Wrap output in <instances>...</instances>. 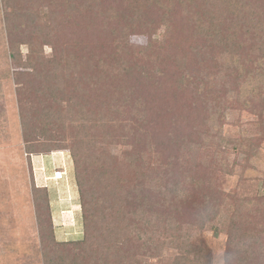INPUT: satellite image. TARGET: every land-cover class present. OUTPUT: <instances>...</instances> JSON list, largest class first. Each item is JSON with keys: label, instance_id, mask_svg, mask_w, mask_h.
I'll list each match as a JSON object with an SVG mask.
<instances>
[{"label": "rangeland", "instance_id": "374dc122", "mask_svg": "<svg viewBox=\"0 0 264 264\" xmlns=\"http://www.w3.org/2000/svg\"><path fill=\"white\" fill-rule=\"evenodd\" d=\"M103 2L109 4V0H0V264H78L82 254L72 246L41 241L34 187L48 190L59 240H77L83 227L70 151H54L51 156L26 152L18 99L26 94V107L43 98L47 107L60 108L58 119L70 106L76 122L65 123L69 140L84 143V132L78 130L81 124L104 140L95 144L94 155L85 154L80 161L82 171L92 176V194L106 197L108 178L99 172H103L102 160L114 157L120 163L110 172L109 198L114 193L120 203L132 195L151 204L144 210L150 224L140 225L138 232L130 227L132 232L110 243L103 240L109 231L102 227L105 219H100L96 234L104 242L86 250L84 264H190L193 260L228 264L231 234L237 236V246L229 264H244L249 245L248 251L261 256L259 264H264L263 98L246 106L244 93L239 92L243 81L229 68L220 47L207 51L201 45L207 38L191 27H179L173 43L165 44V26L150 27L147 22L157 17L155 7L132 25L115 21L121 23L115 28L123 26L121 37L129 50L123 64L111 63L114 54L112 59L104 55L112 52L108 31L101 29L93 44L82 43L86 15L93 19L95 11H102L95 3L103 6ZM256 9L264 16L263 7ZM12 10L36 19L33 28L24 20L33 39L23 41L19 49L23 63L32 43L35 52H42H37L41 60L35 69L11 62L5 17ZM39 13L48 17L53 30L37 21ZM105 22L106 18L100 21L102 26ZM52 47L58 54L50 64ZM98 47L102 53H97ZM102 55L99 65L104 70L98 73L96 64ZM48 86L54 93L40 97ZM214 125L219 130L208 142L197 137H205ZM136 147L142 155L131 162L127 154ZM60 172L64 174L57 180ZM138 204L131 205L138 209ZM206 209H212L211 216ZM43 220L47 228L48 220L45 216Z\"/></svg>", "mask_w": 264, "mask_h": 264}, {"label": "trees", "instance_id": "16d2710c", "mask_svg": "<svg viewBox=\"0 0 264 264\" xmlns=\"http://www.w3.org/2000/svg\"><path fill=\"white\" fill-rule=\"evenodd\" d=\"M259 2L260 0H109V4L103 2V6L99 3H95V8H102V11L99 13L95 11L93 19L86 15V18L88 19L84 21L86 37L82 43L88 45L89 42H92L93 44L94 41L96 42L99 38L101 29L104 32L108 31L109 37L106 41L109 42L110 40V43H112L110 44V50L112 49V52L110 55H104L105 57L107 56V58L112 59V54H114L115 58L112 59L111 63L123 64V58L127 54L124 52L129 50V46L124 38L121 37L123 26L121 29L118 27L115 28V23L121 24L115 21L122 19L125 24L130 22L132 25L135 21H139L152 7H155L159 9L154 13L157 17H151L147 22L150 23V27L154 24H163L165 26V44L169 42L173 43L177 35L176 31L183 25L191 27L193 31L197 32L200 36L206 37L207 42L201 45L206 47L208 49L207 51L217 50V48L220 47L218 51L222 53L224 59L229 60V68L234 70L243 81L239 92L244 93L246 106L247 104L248 106H252L253 104L255 105L256 103L261 102L262 98L264 101V16L262 15V11L259 10L258 12L256 9L260 6L264 8V0L260 3ZM15 4L16 3L13 2L14 8H16ZM45 17L46 16H44L43 13L41 15L39 13L37 21L44 23L43 28L46 26L53 30L48 23V17H46V19ZM104 18H106V22L104 26H102L100 21ZM25 19L27 23H31L32 26H30V28H33L34 24L36 27L37 23L34 16H29L16 10H12L10 14H6L5 23L10 51L9 55L11 62L15 66L35 69L36 63H40L41 57H39V54L42 52L38 50L37 52H40L38 54L35 52L34 43L31 45L27 43L30 45V52L27 56L26 62L23 63L19 50L20 44H22L23 41L30 42L33 39L30 32L26 30ZM43 28L40 30L41 39L44 32ZM118 38L119 42L117 43ZM114 42L117 44H114ZM151 44L153 43L150 42V45ZM100 47H102V45H100ZM52 48L54 50V60H49L50 64L54 63L53 61L57 59L58 54L56 47ZM101 49L102 48L98 47L96 49L97 53H102ZM246 50H248L247 55L244 53ZM104 55L98 58L96 64L98 73L104 70V68L101 69L102 67L99 65L101 58H105ZM198 55L201 57V54L198 53ZM71 56L73 59H77L76 53L72 50ZM197 58L204 61V59ZM81 61L83 62V58ZM91 61L94 62L93 59H91ZM206 79L207 77H204L201 80L205 81ZM21 91L22 89H19L18 93L20 94ZM46 93H54L53 88L48 86V89H45L43 93H40V97H45ZM25 96H19L20 98L18 99L26 152L29 155L38 153L45 156H51L54 151H70L74 160V178L79 197L83 227V232L77 240L72 241L71 243L65 240H59L56 236V231L53 228L48 190L46 187H34L35 212L43 244L50 242L63 247L72 246L76 248V250L82 251V254H80L81 263L78 262L79 260L77 259L76 262L78 264H84L87 257L86 255H88L86 250L93 249V247L96 246L98 247L104 241L110 243V239L116 240V238H121L123 233L127 231L132 232L130 231V227L138 232L140 231V225L150 224L151 221L148 220V217H145L144 214V210L151 205L148 204V201L140 200L138 202L133 199L132 195H129L127 196L128 199L127 197L125 198L127 201L119 203L114 193L113 197L111 199L109 198L111 192L109 191L110 172L117 167L120 163V159L109 157L102 160L103 172H99V174L105 175L108 178L106 190L108 188L109 190L106 192V197H98L96 194H92V176L82 171L80 161L83 160V155L85 156V154L86 157L94 155L95 144L99 142L103 143L104 140L91 134V131H86L82 124L79 125L82 127L78 130L84 132V143L74 138L73 140H69L65 123L67 120L70 122H76L73 117L74 112L70 106L68 111H66L67 114H63L58 119L61 115L60 108L47 107L48 104H43L45 103L43 98L38 102L37 100L32 102L31 106L26 107V105H24ZM50 96L51 95L46 97ZM40 97L37 96L36 98L38 99ZM29 98H31V96ZM29 98H27V100ZM250 98L251 100L248 101ZM57 119L59 121H57ZM218 126L219 125H214L212 129L208 130V134H204L205 137L203 134H199L197 137L205 140V143L208 142L207 140L214 137L218 132ZM84 144H88L86 149H84ZM88 153L89 155H87ZM141 155L142 153L137 147L134 148L131 153L127 154L128 158L131 159V162L137 161L136 159ZM102 156L107 157V153ZM172 168L173 165L171 166L170 171L166 173L168 179L172 174ZM132 203H139L137 205L138 209H133L131 205ZM206 204H208V202H206ZM210 210L212 209H206V213L208 212L209 214ZM211 214H209V216H211ZM43 216L48 220L47 225L45 224L47 228L43 226ZM102 218L105 219L102 227L106 231H109V237L105 236L106 238H103L104 241L102 239L99 240L98 235L96 234L99 231L97 230L98 221ZM244 238L247 239L248 235L245 234ZM251 238L252 237L250 236L249 239ZM149 240L151 241V238H149ZM236 240L237 236L233 237L231 234L230 246L227 252L228 264L229 258L235 254L232 252V248L237 246ZM126 241L128 240L126 239ZM251 246L252 245H249L248 249H246L245 255L248 259L245 260L244 264L261 263V256H253L248 251L251 249ZM185 253L189 254L191 252L185 251ZM190 264H197V262L193 260ZM240 264H242V262Z\"/></svg>", "mask_w": 264, "mask_h": 264}, {"label": "built area", "instance_id": "2783aa9c", "mask_svg": "<svg viewBox=\"0 0 264 264\" xmlns=\"http://www.w3.org/2000/svg\"><path fill=\"white\" fill-rule=\"evenodd\" d=\"M60 173H61V172H60ZM60 173H58V175H57V177H56L57 180L62 179V174H64V173H61V174H60Z\"/></svg>", "mask_w": 264, "mask_h": 264}, {"label": "crops", "instance_id": "0c3cea01", "mask_svg": "<svg viewBox=\"0 0 264 264\" xmlns=\"http://www.w3.org/2000/svg\"><path fill=\"white\" fill-rule=\"evenodd\" d=\"M60 153V152H59Z\"/></svg>", "mask_w": 264, "mask_h": 264}]
</instances>
